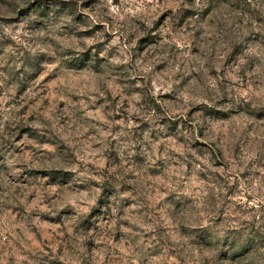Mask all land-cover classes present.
<instances>
[{"label":"clouds","instance_id":"obj_1","mask_svg":"<svg viewBox=\"0 0 264 264\" xmlns=\"http://www.w3.org/2000/svg\"><path fill=\"white\" fill-rule=\"evenodd\" d=\"M0 264H264V0H0Z\"/></svg>","mask_w":264,"mask_h":264}]
</instances>
